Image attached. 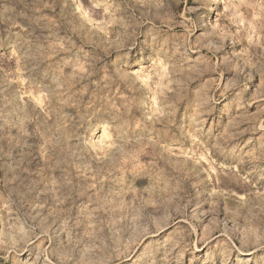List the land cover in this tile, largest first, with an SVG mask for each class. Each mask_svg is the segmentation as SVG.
<instances>
[{
	"label": "rangeland",
	"instance_id": "374dc122",
	"mask_svg": "<svg viewBox=\"0 0 264 264\" xmlns=\"http://www.w3.org/2000/svg\"><path fill=\"white\" fill-rule=\"evenodd\" d=\"M0 264H264V0H0Z\"/></svg>",
	"mask_w": 264,
	"mask_h": 264
},
{
	"label": "bare ground",
	"instance_id": "6f19581e",
	"mask_svg": "<svg viewBox=\"0 0 264 264\" xmlns=\"http://www.w3.org/2000/svg\"><path fill=\"white\" fill-rule=\"evenodd\" d=\"M239 255H241V256H247V257H249V256H251L252 255V253H240Z\"/></svg>",
	"mask_w": 264,
	"mask_h": 264
}]
</instances>
